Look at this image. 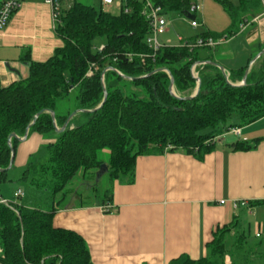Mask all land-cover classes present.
Wrapping results in <instances>:
<instances>
[{
	"label": "trees",
	"instance_id": "trees-1",
	"mask_svg": "<svg viewBox=\"0 0 264 264\" xmlns=\"http://www.w3.org/2000/svg\"><path fill=\"white\" fill-rule=\"evenodd\" d=\"M151 1L163 7L168 19L175 13L185 17L191 4L197 2ZM218 1L231 19L228 29L221 33L202 31L195 38L185 40L196 43L199 38L207 41L212 37L225 41L214 47L165 44L156 51L146 41L150 26L142 15L140 3L132 4L130 13L121 11L118 15L102 6L80 2H75L65 12L60 9L55 31L63 46L47 61H30L27 77H21L8 87H0V168L10 163L9 135L14 132L23 137L39 111L53 110L56 124L61 127L73 111L99 106L104 98L102 73L108 67L128 77H141L166 68L174 77L175 92L181 97L190 95L196 83L191 72L193 65L198 61L216 62L214 52L240 32L246 12L257 9L260 3V0H241L236 5L230 0ZM97 40H101L102 49L95 45ZM253 57L248 58L238 73H230L232 82L243 78ZM90 69L93 76H88ZM196 71L201 80L199 94L193 99L181 100L170 93V77L165 71L129 80L116 71L107 70L104 84L108 96L103 106L92 113H77L65 131L59 133L58 140L46 147L47 158L31 161L25 167L19 182L34 192L35 204L33 201L22 203V197L8 201L0 190V262L94 264L83 237L53 225L54 215L61 208L89 202L88 193L71 185L80 171L85 172L84 180L94 179L92 185L88 183L89 187L104 206L111 202L110 185L115 180L133 181L138 156L181 149L203 158L215 146V138L229 127H244L264 117V54L253 64L242 86L228 84L222 71L212 64L197 65ZM75 89L77 95L73 101L70 92ZM54 130L51 115L45 111L29 133L48 134ZM19 142L12 139L14 152ZM258 142L259 139L237 141L231 146L233 150L246 151L256 148ZM104 150L109 152L108 161L99 159V153ZM103 163L108 165L104 175L107 174L110 185L101 192L98 191L100 181L96 182L93 177ZM6 172L0 173V189ZM86 173L92 177L86 178ZM238 228L232 246L239 253L245 252L251 243L264 252V241L260 237L252 238ZM229 229L215 234L206 257L193 260L182 255L171 264H223L221 249L226 247L224 242L231 233ZM232 264L240 263L232 261Z\"/></svg>",
	"mask_w": 264,
	"mask_h": 264
},
{
	"label": "crops",
	"instance_id": "crops-1",
	"mask_svg": "<svg viewBox=\"0 0 264 264\" xmlns=\"http://www.w3.org/2000/svg\"><path fill=\"white\" fill-rule=\"evenodd\" d=\"M240 1L232 2L238 5ZM244 17L245 24L232 38L246 35L251 50L248 61L264 48V0ZM232 38L214 52L216 63L222 65L234 56ZM62 46L51 3L23 0L0 30V87L27 77L30 61H47ZM241 67L225 71L236 74ZM258 124H262L261 134L249 132ZM249 125L241 127L238 137L225 132L216 138L203 158L181 149L138 156L133 181L115 180L110 185L111 208L105 210L101 198L71 204L55 213L54 227L83 237L94 264H171L182 255L199 260L208 255L215 234L229 228L231 234L240 227L264 241V221L257 219L254 235L247 232L250 224L245 221L264 212V117ZM58 135L55 130L48 134L32 131L19 142L12 169L1 186L10 191L6 200L16 201L11 199L18 188L23 189L19 180L25 167L36 161L34 155L40 149L55 143ZM257 139V147L251 150L236 151L231 146ZM241 200L251 203L252 212L234 208V201Z\"/></svg>",
	"mask_w": 264,
	"mask_h": 264
},
{
	"label": "rangeland",
	"instance_id": "rangeland-1",
	"mask_svg": "<svg viewBox=\"0 0 264 264\" xmlns=\"http://www.w3.org/2000/svg\"><path fill=\"white\" fill-rule=\"evenodd\" d=\"M232 1L236 3V2H239L240 0H232ZM75 2H80L86 5H92L95 7H101V0H60L59 1L60 9L62 10V12L70 10L73 7ZM196 4L198 6L196 16L198 20L201 22L200 26L196 28L192 27L188 19H186L179 13H175L170 18L171 23L169 26V30L165 34L159 37L160 42L165 43V44L169 42L168 44L170 45H176L178 44V36H182L184 39H193L202 31L208 30L211 32L221 33L228 29V27L231 24V20L221 2H219L218 0H197ZM104 9L109 10L111 13L115 15L119 14V9L116 7H112L110 9L108 8H104ZM232 39L234 43H231V49L234 51L233 52L234 56L231 59L226 60L222 63V65L225 67L226 70H230V69L235 70L238 67L243 66V64H245L247 61V56H249V53L251 52L250 47L246 46V35L245 34H242L238 36L237 38L235 37ZM95 45L101 46V40H97L95 42ZM93 75L94 74H92L91 76ZM195 75L199 77L198 73H195ZM229 76H230V73H227V77L229 81H231ZM240 80L241 78L237 79L234 82L232 81L231 82L240 83ZM196 86L197 84L195 83V87L192 88V91H190L191 94L195 92ZM174 92H175V89H174ZM178 94L180 95V93ZM70 95L73 97V101H75L74 97L77 95L76 89L73 92H70ZM261 125L262 124L252 126L249 132L254 131L253 133L261 134L260 132H258V130H260ZM246 128H248V126ZM47 156H48V151L46 147H43L34 155V159L37 161L38 160L43 161L47 158ZM108 157H109V152L107 150H104L101 153H99V159L103 161H108ZM84 175H85V172L80 171L78 175L75 177V179L71 182V185L75 189L77 188L79 190H82L88 193V195H86L88 201L92 199L94 200V198L97 199L98 197L94 196L95 192L91 189V187H89L93 184L92 182H94V179L89 182V179H90L89 177H92V175L86 173L87 175L86 178H89L87 180H84ZM93 178H95L96 180L95 176ZM88 183H90L91 185H89ZM109 185L110 183H109L107 174H105L102 176L99 182L98 191L103 192L105 189L109 187ZM21 187L24 189V192H25V196L21 198L22 203H28L29 201H33L35 204V201L37 200V198L35 197L34 192L25 184H21ZM1 191L4 194L3 195L1 193L3 197L11 196L10 191H6V189H3V188H1ZM11 200H15V198L13 199V196H12ZM257 219L259 222H262L261 220L264 221V212L258 213L257 217L250 216V217L245 218V221H248L250 224V231H249V226H246L247 232H249L250 235L256 234L254 230H255V223ZM263 232L264 231H262L261 233L263 234ZM236 238H237L236 232H234L233 234L230 233L228 234V236H226L227 240H225L224 242L226 244V247L223 246L221 249L223 250V255H222V261L224 260V263L222 262L223 264H232V261H235L236 263H240V264H243L244 261H248L249 264H264V252H260L259 250H257L256 249L257 246H255L254 243H251L249 248H245V252L239 253L238 250L232 246L233 243L236 241ZM262 238L264 239V234Z\"/></svg>",
	"mask_w": 264,
	"mask_h": 264
},
{
	"label": "built area",
	"instance_id": "built-area-1",
	"mask_svg": "<svg viewBox=\"0 0 264 264\" xmlns=\"http://www.w3.org/2000/svg\"><path fill=\"white\" fill-rule=\"evenodd\" d=\"M49 3H51L53 8V17L54 20H56L57 15L60 12V3L58 0H48ZM23 0H1L0 2V30L7 25V23L10 21L12 15L14 12H16L21 6H22ZM142 4V15L145 17V19L148 20L149 26H150V33L148 37L146 38L147 43L154 49V51L158 50L160 47L165 45V43H162L159 41V37L163 34H165L169 30L170 26V19H168L164 13H163V7L155 5L151 0H101V6L104 8H112L116 7L119 9V12L124 13H130L131 11V5L132 4ZM198 6L196 3H192L189 9V12L186 14L185 18L189 20V23L192 27L196 28L200 26V22L196 16L197 14ZM109 11V10H107ZM110 12V11H109ZM189 15H194L195 18L191 19L189 18ZM225 41L224 38H221L219 40H215L212 37L208 38L207 41L204 40V38H199L196 43H188L185 39H183L182 36H178V43L182 44H188L192 47L194 46H210L214 47L217 44ZM169 43V42H168ZM167 43V44H168ZM104 46H101L102 49ZM129 57H132V53L128 54ZM97 68V67H95ZM191 72L194 76L196 71V66L193 65L191 68ZM88 74L92 75L93 70L90 69ZM88 75V76H89ZM90 75V76H91ZM227 134H232L234 136H240L241 134V127L239 126H231L226 131ZM25 195L24 190L21 188H18L14 196L15 198L23 197ZM2 202L7 203L6 200H2ZM221 203H224V201H221ZM233 206L235 209H238L240 207L247 208L248 211L252 212V205L248 200H241V201H234ZM103 208L105 210H108L111 208L110 203L107 205H104ZM0 253H2V247L0 245Z\"/></svg>",
	"mask_w": 264,
	"mask_h": 264
},
{
	"label": "water",
	"instance_id": "water-1",
	"mask_svg": "<svg viewBox=\"0 0 264 264\" xmlns=\"http://www.w3.org/2000/svg\"><path fill=\"white\" fill-rule=\"evenodd\" d=\"M189 18L194 19L195 16H194V15H189ZM263 54H264V48H263L258 54H256V55L253 57V59L251 60L249 66H248V68L245 70L244 75H243V78H242V80L240 81V83H232L231 81H229V79H228V77H227V73H226V71H225V68H224L222 65H220V64H218V63H216V62H213V61H198V62L195 63L194 66L202 65V64H212V65L218 67V68L222 71L223 75L226 77V80H227L228 84H230V85H232V86H242V85H244V84L246 83L247 76H248V74H249V72H250L251 67L253 66V64H254V63H255V62H256V61H257V60H258ZM109 69L118 72L119 75H121L123 78H125V79H129V80H137V79H141V78H146V77H149V76L153 75V74L156 73V72H159V71H165V72H167V74H168L169 77H170V85H169L170 93H171L174 97H176V98H178V99H181V100H190V99H193V98H195V97L199 94V92H200V90H201V80H200L199 77L194 76L193 73H192V75H193L194 79L196 80V84H197L196 89H195V92H194L193 94H191V95L181 97V96H178V95L174 92V77H173L172 73H171L168 69H166V68H158V69L152 71L151 73L146 74V75H143V76H141V77H128V76H126V75H123V74L120 73L119 71H117L115 68H113V67H108V68L104 69V71H103V73H102V79H103V81H102V82H103L102 85H103L104 98H103V100H102V102L100 103L99 106H97V107L94 108V109H77V110L73 111V112L68 116L66 122H65L61 127L57 126V124H56V115H55V112H54L53 110H50V109H44V110L39 111V112L35 115L33 121L27 126L26 131H25V134H24L23 137H19V136L16 135V133H14V132L11 133V134L9 135V137H8V146H9V148L11 149V159H10V163H9L8 167H6V168H0V173L12 169L13 162H14V157H15V152H14V148H13V144H12V139H13V138H16V139H18L19 141H24V140L28 137L29 130H30L31 126L36 122V120L38 119V117H39L43 112L47 111V112L50 113L51 118H52V120H53V125H54V127H55V131H56L57 133H62V132H64L65 129L67 128V126H68L69 122L71 121V119H72L77 113H79V112L92 113V112H95V111H97L98 109H100V108L103 106V104L105 103V101H106V99H107V96H108V91H107L106 86H105V84H104V75H105L106 71L109 70ZM72 127H73V126H71V128H72ZM107 171H108V165H107L106 163L101 164L99 170H98L97 173H96V182H99L100 179H101V177H102V176L104 175V173L107 172Z\"/></svg>",
	"mask_w": 264,
	"mask_h": 264
}]
</instances>
